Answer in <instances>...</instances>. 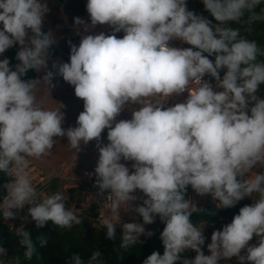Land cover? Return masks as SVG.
Masks as SVG:
<instances>
[{"label":"clouds","instance_id":"clouds-1","mask_svg":"<svg viewBox=\"0 0 264 264\" xmlns=\"http://www.w3.org/2000/svg\"><path fill=\"white\" fill-rule=\"evenodd\" d=\"M200 2L203 12L188 0H87V19L73 18L79 43L66 41L64 62L53 59L58 41L45 27V0H0V218L21 221L12 225L23 250L10 255L0 239V264H26L48 246L45 232L34 237L25 225L82 223L62 192L41 195L28 171L30 158L65 137L77 154L95 141V167L84 175L107 239H117L119 225L118 246L127 250L155 235L146 226L157 218L164 225L163 252L142 264H264V45L246 35L264 23V0ZM14 48L15 64L5 55ZM57 77L83 101L74 127L63 126L64 104L37 101V85L52 91ZM125 110L130 118L118 119ZM189 188L218 209L251 203L206 244L208 223L192 219L206 208ZM101 256L93 251L87 264H103ZM65 264L86 262L73 253Z\"/></svg>","mask_w":264,"mask_h":264},{"label":"trees","instance_id":"trees-1","mask_svg":"<svg viewBox=\"0 0 264 264\" xmlns=\"http://www.w3.org/2000/svg\"><path fill=\"white\" fill-rule=\"evenodd\" d=\"M65 0H53L52 13L46 18L45 27L51 28L53 34L57 36H73L80 40L79 35L76 30L56 28V24L61 22L64 18V13L62 10ZM250 39H256L258 43L264 45V23H257L254 25V31L250 34H246ZM118 37H122L120 33H117ZM16 49H11L6 56L10 58L13 64L16 63L15 56ZM54 58H59L64 62H67L69 57L64 56L57 51L56 47L53 50ZM37 74L34 72H29L28 76L35 77ZM262 94H264V87H262ZM6 177L0 173V185L6 181ZM55 179L50 183L48 189H54ZM0 191H3L0 188ZM189 193V190H188ZM249 204L247 201H241L237 206L231 209H218L216 207H203L206 208L204 213L194 214L192 219L195 224L200 221L214 222L220 218L237 214L239 208ZM216 214L213 216V213ZM76 214L82 219L80 225H73L71 229H60L51 225L49 222L43 229L37 230L35 224L29 223L25 225L30 231H32L35 237L40 231L45 232L49 236V243L46 248L39 249L38 254L33 257L32 261L26 262V264H65V262L70 258L71 254L79 253L81 257L87 261L91 257V253L95 250H100L102 253L101 260L103 264H142L143 260L150 255L154 250L163 252V247L161 241L153 240L152 238L147 239L141 237L143 241L141 244H137L132 248L127 250L120 249L119 235L117 239L109 240L106 238V228L102 227L101 220L98 219L96 211L92 216L86 211L76 210ZM92 218L95 220L93 221ZM94 222V223H93ZM15 229H12L9 224L0 221V239H3L5 246L9 249V254L22 253V249H18V244H16V239L13 235ZM189 255V254H188Z\"/></svg>","mask_w":264,"mask_h":264},{"label":"rangeland","instance_id":"rangeland-1","mask_svg":"<svg viewBox=\"0 0 264 264\" xmlns=\"http://www.w3.org/2000/svg\"><path fill=\"white\" fill-rule=\"evenodd\" d=\"M48 4L50 11L47 15L50 16L52 13V4L53 0H45ZM86 3L87 0H65L62 10L64 13V18L61 22L56 24V28L72 29L76 30L78 27L73 26V18L76 16L83 17L87 19L86 12ZM188 6L190 9H193L197 12H203V5L200 0H188ZM208 15L207 13H204ZM97 30H103L106 33L110 31L107 26H98ZM54 38L58 41L55 46L57 51L63 54L64 56L69 57V48L66 41L71 39L73 43L78 44L79 40L73 36H57L54 33ZM187 46V45H185ZM53 59H59L54 58ZM56 81L58 85L52 91L48 88L47 85L42 83L37 85L36 97L38 102H42L47 108H58L59 103L64 104L66 107L62 111L66 114V121L63 125L65 128L69 126H75L76 117L78 114L83 111V101L76 98L74 95V88L67 83H65L62 78L57 77ZM55 147L52 149L51 153L40 158H30L35 164H37L41 169L47 173H55L59 175L55 179L56 191L62 192L65 196L66 207L72 209L73 211L78 212L86 211L90 216L94 214V207L92 206L91 201L87 204L82 205L80 208L76 207L74 202L70 200V190L74 189L75 194L82 190L86 192L85 186L79 181V176L83 170L94 169L95 162L97 160V152L94 148L95 141L91 142L88 146L84 147L80 153L77 154L76 150L72 149L69 144H67V138H58ZM104 142L107 143L106 136L104 137ZM49 194L54 193V189H48ZM243 201L251 203V199L246 198ZM217 208V207H216ZM235 214L220 218L214 222L200 221L196 225L198 227L203 226L208 223V226L205 229V235L208 237L206 244L210 242V236L214 229H220L224 224L230 223ZM94 221L95 219L92 218ZM122 220L124 222H130V216L128 214L122 213ZM10 227H19V222L14 220L12 222H7ZM94 223V222H93ZM13 224V225H12ZM163 224L160 223L159 219L153 225L146 226L147 228L153 230L155 235L151 237L153 240H159V233L163 229ZM14 229V227H13ZM117 235H121L122 229L119 225L116 228ZM143 237V236H142ZM255 242V238L253 240ZM205 254L207 253V248L205 246ZM189 257H193L194 253L189 252ZM221 264H224L222 261ZM228 264H237L236 259L233 258Z\"/></svg>","mask_w":264,"mask_h":264},{"label":"built area","instance_id":"built-area-1","mask_svg":"<svg viewBox=\"0 0 264 264\" xmlns=\"http://www.w3.org/2000/svg\"><path fill=\"white\" fill-rule=\"evenodd\" d=\"M120 35L122 36L123 33H120ZM176 43L178 45L179 42H176ZM183 98L184 97H178L175 99H176V101H179V100H182ZM121 118H124V119L130 118V112L128 110H125L118 119H121ZM102 136L103 137L106 136V130L102 134ZM28 171H29V174H30L33 182H34V185L39 188L41 195H45V196L48 194L47 192H48V187H49L50 183L59 176L57 174V172H55V173L45 172L37 164H35L31 159H29ZM92 171H93L92 169L83 170L78 179L81 183L84 184L85 189L89 190L90 201H91L92 206L94 207V209L97 213L98 219L101 220V218L99 217V206L97 205V203L94 202V200L92 198V193H94V191H95V189H93V181L84 175L86 172H92ZM0 195H3V191H0ZM188 195L190 197H192L197 202L198 206H200V207H208V206L217 207L216 204L213 203V201L211 200L210 196L209 197H199L191 190V188H189ZM22 214H23V212L21 213V215ZM0 221L8 224L7 223L8 221H3L2 218H0ZM11 228L13 229V227H11Z\"/></svg>","mask_w":264,"mask_h":264},{"label":"water","instance_id":"water-1","mask_svg":"<svg viewBox=\"0 0 264 264\" xmlns=\"http://www.w3.org/2000/svg\"><path fill=\"white\" fill-rule=\"evenodd\" d=\"M73 195L77 196V203L78 205H76L77 208H80L82 205L87 204L89 202V193L88 192H84L82 190L78 191L75 194V190L72 189L70 190V196L72 197ZM83 199V201H82Z\"/></svg>","mask_w":264,"mask_h":264},{"label":"flooded vegetation","instance_id":"flooded-vegetation-1","mask_svg":"<svg viewBox=\"0 0 264 264\" xmlns=\"http://www.w3.org/2000/svg\"><path fill=\"white\" fill-rule=\"evenodd\" d=\"M87 191L86 192H88L89 193V200H90V192H89V190L88 189H86ZM77 196L76 195H73L72 197H70V200H71V202H74L76 205H78V203H77ZM82 201H83V199H82Z\"/></svg>","mask_w":264,"mask_h":264},{"label":"crops","instance_id":"crops-1","mask_svg":"<svg viewBox=\"0 0 264 264\" xmlns=\"http://www.w3.org/2000/svg\"><path fill=\"white\" fill-rule=\"evenodd\" d=\"M43 196H45V195H43ZM47 196V195H46ZM26 213V210H25V212H23V214L22 215H24ZM30 219V218H29ZM17 222H19V226H20V224H21V221L19 220V219H17ZM31 223H33V222H31Z\"/></svg>","mask_w":264,"mask_h":264}]
</instances>
